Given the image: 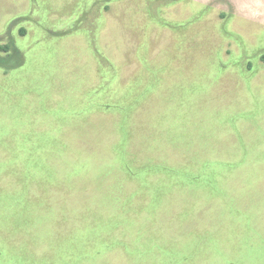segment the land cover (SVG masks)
<instances>
[{
  "label": "rangeland",
  "instance_id": "rangeland-1",
  "mask_svg": "<svg viewBox=\"0 0 264 264\" xmlns=\"http://www.w3.org/2000/svg\"><path fill=\"white\" fill-rule=\"evenodd\" d=\"M0 264H264V0H0Z\"/></svg>",
  "mask_w": 264,
  "mask_h": 264
}]
</instances>
